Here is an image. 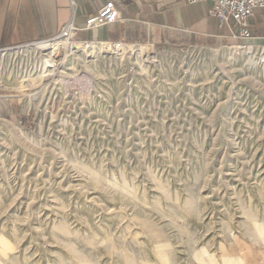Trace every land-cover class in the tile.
Returning <instances> with one entry per match:
<instances>
[{
  "label": "rangeland",
  "instance_id": "obj_1",
  "mask_svg": "<svg viewBox=\"0 0 264 264\" xmlns=\"http://www.w3.org/2000/svg\"><path fill=\"white\" fill-rule=\"evenodd\" d=\"M120 45L3 80L0 264H264V68Z\"/></svg>",
  "mask_w": 264,
  "mask_h": 264
},
{
  "label": "crops",
  "instance_id": "obj_2",
  "mask_svg": "<svg viewBox=\"0 0 264 264\" xmlns=\"http://www.w3.org/2000/svg\"><path fill=\"white\" fill-rule=\"evenodd\" d=\"M114 2L120 20L104 28L80 32L79 40L145 44L157 49L219 48L236 41L234 22L221 26L210 15L211 3L188 5L184 0H80L74 23L84 28L89 16ZM71 19L69 0H0V47L39 41L57 35ZM264 13L255 11V20ZM253 33V31H252ZM253 36L264 41V35Z\"/></svg>",
  "mask_w": 264,
  "mask_h": 264
},
{
  "label": "built area",
  "instance_id": "obj_3",
  "mask_svg": "<svg viewBox=\"0 0 264 264\" xmlns=\"http://www.w3.org/2000/svg\"><path fill=\"white\" fill-rule=\"evenodd\" d=\"M79 2L80 0H69L71 19L57 35L45 40L0 47L1 89L5 88L3 80L7 79L11 83H17L22 89L21 94L24 95L39 90L40 92L48 90L56 85L59 77L61 78L66 73V65H73L78 60L86 62L84 58H81L83 53L81 48L100 45L108 54L119 48L123 42L79 40L77 38L80 32L96 30L117 23L120 20V11L115 3L107 2L96 14L87 18L84 28H78L74 19L79 9ZM203 2L212 4L210 15L218 18L221 26H230L231 22H234L235 30L232 31V38L236 43L219 48L188 47L187 49L163 50L165 52L177 51L178 57L213 59L215 61L222 55L225 56V52L228 51L232 61L243 62L245 59L246 66L258 65L264 68V46L257 43L260 39L255 38L251 30L255 11L261 10L264 13V0H184V3L188 5ZM94 55L92 54L89 60L96 62L98 59L102 62L113 60L106 58L103 54H97L96 57ZM94 62H90L91 65ZM206 65L209 66L210 63L206 62ZM35 82H39V85L36 86L35 91H32L34 87L31 89L29 87L33 83L32 86H34Z\"/></svg>",
  "mask_w": 264,
  "mask_h": 264
},
{
  "label": "bare ground",
  "instance_id": "obj_4",
  "mask_svg": "<svg viewBox=\"0 0 264 264\" xmlns=\"http://www.w3.org/2000/svg\"><path fill=\"white\" fill-rule=\"evenodd\" d=\"M124 46H128V45L124 44ZM122 49H123V47L120 45L119 48H116L113 52H110V54L111 55H118V54L124 55V52H122L123 51ZM81 50L83 51V53L87 52L90 55L95 54L97 51L100 54L107 53L106 50L103 47H101L100 45H92L91 47H88V48L84 47V48H81ZM140 51H141L140 53L142 54V57L144 60H146V61L150 60V58L148 56L150 54L148 51V48L141 46Z\"/></svg>",
  "mask_w": 264,
  "mask_h": 264
}]
</instances>
